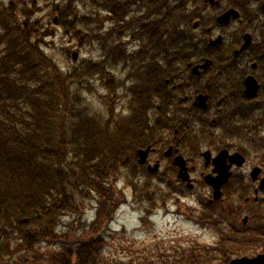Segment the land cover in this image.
I'll use <instances>...</instances> for the list:
<instances>
[{
	"label": "trees",
	"instance_id": "1",
	"mask_svg": "<svg viewBox=\"0 0 264 264\" xmlns=\"http://www.w3.org/2000/svg\"><path fill=\"white\" fill-rule=\"evenodd\" d=\"M53 1L17 0L0 11V264H215L211 249L217 244L179 248L172 255L157 252L142 261L107 257L105 238L98 235H107L103 226L108 227L115 202L122 196L115 182L123 173L140 169L138 151L154 145L164 128V109L158 108L164 97L159 89L180 61L179 16L169 18L167 28L156 20V30L145 47L152 43L156 52L151 76L149 65L142 64L143 50L137 56L112 49L114 64L130 65L134 77L131 102L122 110L114 100L106 101L121 85L106 74L102 60L61 66L44 48L45 24L26 21L32 15L29 7L36 9L41 2ZM63 1V7L52 6L49 15L58 13L66 34L70 30L82 41L85 32L77 31L78 25L99 30L95 27L99 19L93 15H100L101 0H92L88 16L71 9L69 0ZM159 1L155 0L156 7ZM87 36L93 42L101 40L94 32ZM91 76H98L109 92L103 106L95 105L76 85ZM153 78L158 103L152 116L148 86ZM127 177L130 180L125 178L123 184L132 186L135 195L139 192L149 199L147 182L139 188ZM111 180L115 182L109 183ZM95 202L98 219L92 231H87L79 218H84L89 204ZM188 212L189 218L202 226L213 222L222 228L224 223L207 213ZM73 222L76 233H81L75 238ZM222 243L227 247L233 244L226 237Z\"/></svg>",
	"mask_w": 264,
	"mask_h": 264
},
{
	"label": "flooded vegetation",
	"instance_id": "2",
	"mask_svg": "<svg viewBox=\"0 0 264 264\" xmlns=\"http://www.w3.org/2000/svg\"><path fill=\"white\" fill-rule=\"evenodd\" d=\"M173 1L156 7L155 0H101L102 60L111 76L118 65L133 77L130 65L114 64L112 49L137 56L143 50L142 64L153 75L154 44L145 47L156 17L167 28L169 18L179 16L180 61L159 89L164 128L154 145L142 148L148 150L142 163L139 150L140 167L152 174L153 186L164 181L173 194H194L196 213L223 220L221 232L233 244L220 245L217 264L256 258L264 254V0ZM11 3L0 0V6ZM155 91L149 79L152 116ZM180 157L183 166L176 163Z\"/></svg>",
	"mask_w": 264,
	"mask_h": 264
},
{
	"label": "rangeland",
	"instance_id": "3",
	"mask_svg": "<svg viewBox=\"0 0 264 264\" xmlns=\"http://www.w3.org/2000/svg\"><path fill=\"white\" fill-rule=\"evenodd\" d=\"M63 2L62 0H58L57 4ZM51 3L48 5V3L41 2L38 12H34L35 14L30 19L31 22L37 20L42 21L46 26L45 31L47 32L49 30V33L44 34L42 38L44 48H47L46 51L49 54L55 55L63 67L77 66L81 63V60L99 62L102 59V44L99 42H96V45L88 44L93 39L87 35L92 32L100 34V30H85L87 33L85 40L79 41L76 38L74 39L75 35L66 34L64 29H60L52 23L53 17L49 15L52 10L49 7ZM3 6H0V11L3 9ZM77 9L82 14L88 13V9L81 4H79ZM95 27L100 28V23ZM81 28L85 29L87 27ZM67 51H70L69 53L71 54L73 52L78 53L79 61H69L68 56L71 58V54H68ZM114 73L116 81L124 83L122 68H115ZM85 79L84 82L76 83L77 87L82 89L85 92L84 94L87 93L88 99L92 102L95 101V105L103 106V99H107L105 97L107 92L103 89L102 80H99L98 76H91ZM123 93L125 91L120 92L118 95H122ZM109 100H114V104H116L117 98L116 100L109 98L106 101ZM125 100L121 99L120 105H123ZM122 180L117 182L111 180L109 182H115V187L120 190L122 196L115 202L116 211L113 218L109 221L108 227L106 225L103 226V230L107 231V235L102 232L98 233L99 236L102 235L105 238L106 249L104 253L107 257L122 259L133 258L147 261L156 255L157 252H165L167 255H172L179 248H190L194 245L205 247L217 242L216 240L220 232L218 226L207 224L205 226H209V228L213 226V228L206 229L202 224L199 225L194 221H190L185 210L187 206L183 207L180 205H184L183 202H185V204L195 206L196 197L188 196L178 200V198H171L169 196L165 201L166 203L164 201L161 203L164 208L155 207L156 205L151 207L153 204L150 202V194L149 199H147V196L139 194V192L135 195L134 188L124 185L121 182ZM143 184L140 180L137 181L139 188ZM146 185L148 184L146 183ZM156 209L160 210L153 216ZM97 219L96 202L91 205L89 204L84 218H79L82 227L87 231H92L93 224ZM71 221L72 219L67 220V223ZM97 225L98 222L94 227H97ZM76 232L73 222L72 233L74 234V238L81 234ZM44 250H47V248H44Z\"/></svg>",
	"mask_w": 264,
	"mask_h": 264
},
{
	"label": "water",
	"instance_id": "4",
	"mask_svg": "<svg viewBox=\"0 0 264 264\" xmlns=\"http://www.w3.org/2000/svg\"><path fill=\"white\" fill-rule=\"evenodd\" d=\"M55 23H57V19H55ZM73 57H74L75 60H77L78 53H74ZM141 152H140V154L142 155V160L141 161L144 162L145 155L147 154L148 151H141ZM176 163L179 164L180 166H183L185 162L180 157V158H178ZM185 177H184V179H185ZM229 264H264V254L263 255H259L256 258H246L245 257V258H241V259L232 260Z\"/></svg>",
	"mask_w": 264,
	"mask_h": 264
}]
</instances>
